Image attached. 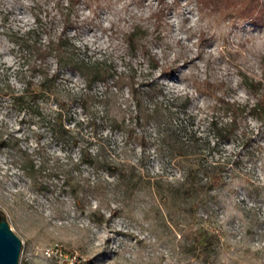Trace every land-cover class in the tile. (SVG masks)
<instances>
[{
  "label": "rangeland",
  "instance_id": "1",
  "mask_svg": "<svg viewBox=\"0 0 264 264\" xmlns=\"http://www.w3.org/2000/svg\"><path fill=\"white\" fill-rule=\"evenodd\" d=\"M228 1L165 0L154 27L158 0H83L68 31L72 59H111L127 79L106 91L85 86L90 65H62L57 93L67 102L51 126L45 113L11 106L9 94L37 79L30 40L59 31L54 0H0V208L22 243L18 264H264V126L241 118L212 149L208 118L224 114L209 98H179L195 79L230 82L237 101L242 76L264 84V0L259 23L239 13L247 0ZM132 18L149 28L144 41L162 62L163 53L186 55L176 76L148 72L141 55L123 58ZM218 172L211 189L206 179ZM198 225L217 236L208 255L194 242Z\"/></svg>",
  "mask_w": 264,
  "mask_h": 264
},
{
  "label": "trees",
  "instance_id": "2",
  "mask_svg": "<svg viewBox=\"0 0 264 264\" xmlns=\"http://www.w3.org/2000/svg\"><path fill=\"white\" fill-rule=\"evenodd\" d=\"M82 1L54 0L55 11L51 16L49 14V20L53 23L54 19L58 17L60 21L59 31L54 34H50L47 31L45 43L42 42L40 37L30 40L33 44L32 53L34 57L32 68L35 71L37 79L23 81L18 90H13L9 94L11 106L20 108L31 114L41 115L45 113L44 115H48L51 126H55L60 121L62 109L67 102L63 95L57 93V82L63 76L61 73L62 65L69 69H75L78 66L89 68L87 66L90 65L94 70L92 74L89 76L82 75L85 86H88L91 82H100L106 91L107 89L111 90V88L115 89L118 87V84L123 82L124 78L127 79L125 72L118 71L111 59L99 57H92L91 59L85 57L79 60L72 59L71 53H73L74 47L71 42L72 36L68 31L76 24L74 15H76L77 7ZM200 1L206 2L209 0ZM227 2L226 5L229 4L228 0ZM158 3L159 7L157 10L151 13V16L155 19L154 27L158 26L160 19L164 17L165 11L169 7L165 0H158ZM36 5L35 3L34 7ZM256 7L257 0H247L244 10H239V13L259 23L263 20V16L256 14ZM33 20L35 24L40 22L37 14L34 15ZM33 30L34 27L30 28L28 32ZM148 30L149 28L140 23L138 19L132 18L129 26L121 32L124 45L123 58L131 61L137 55H141L147 66V70H149L148 72H157L160 77L167 79L173 78L178 74L180 66L185 63L186 55L180 53L172 56V58H168L166 53H163L162 62L161 58L144 41ZM209 38L210 36L207 33L200 31V43L208 41ZM50 58L55 61L54 69H51L49 66L48 62ZM124 68L127 72L126 66ZM241 81V86L246 94V98L243 101H237V99L231 97L235 89L231 87L230 82L223 80L213 81L209 78L193 80L190 86L192 92H184L179 97L187 103L192 101L193 94L209 98L214 103L212 107L214 106L219 112L224 114L222 121H216L214 116L208 118L207 125L211 132L210 136L213 138V140H207V147L209 148H216L219 143L227 140L231 133L236 132L241 118L252 119L258 127L264 126V84L262 80L242 76ZM130 90L133 92L132 86H130ZM155 90L156 83L151 80V83L146 88V92H155ZM46 104L48 107H45ZM154 107L155 105L152 108ZM182 110H184L183 107ZM212 113L214 112L212 111ZM138 142L141 148H145V136L140 135ZM109 168L110 170H116V164L109 162ZM206 180L210 188L214 189L221 183L222 176L218 172L212 174V176H208ZM195 235L194 242L197 245V249L201 254L208 255L215 246L217 236L203 225H198Z\"/></svg>",
  "mask_w": 264,
  "mask_h": 264
},
{
  "label": "water",
  "instance_id": "3",
  "mask_svg": "<svg viewBox=\"0 0 264 264\" xmlns=\"http://www.w3.org/2000/svg\"><path fill=\"white\" fill-rule=\"evenodd\" d=\"M21 244V240L9 226L5 211L0 208V264H18ZM60 264L70 262L62 261Z\"/></svg>",
  "mask_w": 264,
  "mask_h": 264
},
{
  "label": "built area",
  "instance_id": "4",
  "mask_svg": "<svg viewBox=\"0 0 264 264\" xmlns=\"http://www.w3.org/2000/svg\"><path fill=\"white\" fill-rule=\"evenodd\" d=\"M45 252H46V254L49 256V257H59V256H62L61 255V253H60V249H58V248H46L45 249ZM66 261H68V260H66ZM70 262V261H69ZM70 264H72L71 262H70Z\"/></svg>",
  "mask_w": 264,
  "mask_h": 264
}]
</instances>
